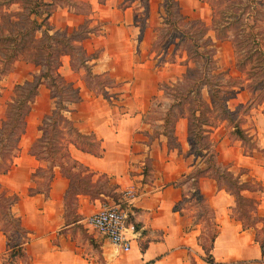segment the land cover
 I'll return each mask as SVG.
<instances>
[{
	"label": "crops",
	"instance_id": "obj_1",
	"mask_svg": "<svg viewBox=\"0 0 264 264\" xmlns=\"http://www.w3.org/2000/svg\"><path fill=\"white\" fill-rule=\"evenodd\" d=\"M90 2L93 10L90 17L106 18L112 23L103 30L106 31L104 35H98L93 41L87 36L81 42L87 53H95L90 60L93 62L92 71L108 76L113 83L105 86L109 95L107 98L101 90L84 81L87 90L93 92L92 99L88 102L81 100L76 106L77 110L67 116L81 131L93 132L100 139L103 149L100 155H96L78 148L72 142L68 143L67 148L70 155L90 171L108 175L118 184L119 189L129 188L131 184L137 186V193L130 197L132 219L129 220L137 228V237L131 240L128 250H123L88 224V233H84L76 225L78 220L66 222L64 197L69 178L63 174L59 165L54 166V176L46 194L42 191L32 194L28 192L30 186L36 185L33 184V172L48 162L29 151L39 133L38 124L42 113L47 111L44 108L33 119L29 120L26 116L19 152L11 157L8 170L0 174L1 187L18 195L11 211L19 217L24 229V234L19 238L22 240L26 236L22 248L23 256L27 259L22 261L20 256L19 264H186L189 250L199 264H218L202 258L205 254L199 243V235L204 224L202 227L200 221H184L181 210L175 207L184 196L186 182L181 181V178L195 166H203L205 163L191 152L193 146L187 140L186 115L177 114L170 122L167 117L169 107L161 116L155 115L157 104H150L161 92L158 83L168 73L163 68L152 70L154 63L150 56L138 60L132 58L133 48L124 50L125 46L130 47V43L124 45V40L131 37L134 39L135 36L127 11L130 6L116 8L113 0H106L105 3L98 0ZM58 9L60 17L64 14V17L57 20L61 24L60 29L72 28L82 22L74 24L70 21L67 16L73 14L67 6L59 5ZM51 18L52 15L48 17L50 23ZM120 19H124L125 23H118ZM83 41L94 43L84 45ZM109 42L114 44L110 45ZM116 45L118 48L115 51L113 47ZM97 47L101 48L98 54L96 50H90ZM106 54L109 59L105 57ZM103 62L106 67L99 69ZM78 69L80 73L83 67ZM169 77L174 76L169 73ZM117 81L123 84L116 85L114 82ZM130 82L133 83L132 87L128 86ZM44 87L49 89L45 83H41L38 91ZM80 87L79 96L85 98ZM122 87L128 91L129 97L125 106L121 110L108 107L110 104L115 106L111 101L118 99ZM175 108L172 112H175ZM259 123L264 130V116ZM166 125L171 127V131L165 129ZM172 137L178 145H170ZM214 138L217 141L219 163H229L231 170L235 166L246 167L264 184V166H260L257 156L243 153L241 144L228 136ZM145 160H148L149 165L146 170L143 168ZM198 187L207 205L213 208L218 223V233L211 250L214 260L224 263L230 258L264 259V253L254 239V228H244L241 221L231 214L235 205L234 195L209 175L199 178ZM245 193L251 194L247 191ZM74 194L76 211L82 215L80 219L94 212L101 204L99 198L92 199L83 192L76 190ZM259 197L257 212L264 214V194ZM9 240V233L0 229V254H8Z\"/></svg>",
	"mask_w": 264,
	"mask_h": 264
},
{
	"label": "trees",
	"instance_id": "obj_2",
	"mask_svg": "<svg viewBox=\"0 0 264 264\" xmlns=\"http://www.w3.org/2000/svg\"><path fill=\"white\" fill-rule=\"evenodd\" d=\"M104 2L105 0H98ZM213 8L211 28L216 30L218 34L223 35L227 29L232 28L236 23L240 22V28L237 27L238 38L233 40L236 50V66L243 70L249 64L247 78L249 81L247 87L251 92V99L246 104L264 103V0L263 5L256 4L257 0H229L227 7L224 6L217 15L216 8L222 4L224 0H207ZM18 2L22 10L14 11L21 19L30 18V26L23 29L18 27V22L8 18L0 19V48L5 50L0 56V74L9 70V67L16 59L17 55L23 50L19 46L20 37L30 35L38 41L36 45L37 52L34 56V63L41 66L39 72L33 75L32 79H26L22 83H16L11 99L7 100L4 114L0 121V172L8 170L11 164V157L19 149V141L21 135L25 131L26 116L31 109V103L34 101L38 93L41 83H45L51 91V96L55 99V106L51 113L46 114L42 123L38 124V129L42 132L32 141L30 145V153L37 157L45 159L49 162L47 166V174H42L45 178L43 183L45 189L38 187H29V193L48 192L50 182L54 176V166L59 165L64 168L66 173L70 174L71 166L74 169L81 167L82 172L92 173L87 166L82 165L77 159L73 158L67 148L69 142H72L78 148L92 152L96 155L102 153V145L99 138L93 132L81 131L63 110L69 102L78 100V86H74L73 82L67 80L58 70L61 64L60 56L62 54L70 55V65L72 68L84 67L88 76H95L97 73L92 72L91 60L95 53H87L81 44L82 39L87 37L90 32L94 31V26H89L86 22H82L72 28L64 27L60 30L50 32V24L48 17L51 13L53 0H0L1 5H10ZM175 0H166L165 10L167 14H171ZM217 4V5H216ZM42 6H48L42 8ZM32 14L34 16H32ZM180 21L190 23L192 28L199 29L198 39L190 29L180 28V37L182 40L181 48L186 50L188 55H196V61L201 60L200 67L191 66L190 70L197 71V75L183 73L184 79H190L191 82L181 94L183 96L173 95V101L168 108V114L172 113V109L182 104V99L186 98L189 92L193 94L194 106L191 108L188 116L187 131L190 140L193 142L192 151L195 156H199L204 161L203 166H195L190 172L185 174V178L190 180L192 185V195L195 197L197 204L201 207L200 214L204 219L205 229L199 235V243L204 250L202 258L207 262L223 264L216 262L212 254L214 239L218 233V223L214 218V210L208 206L199 187L198 180L203 175L213 177L218 184L230 191L235 197V205L232 207L231 214L239 219L244 228L253 227L254 239L259 243L262 253H264V214L257 212L260 203V195L264 194V184L254 174L248 173V168L241 167L238 174L229 168L230 164H221L217 160L218 150L214 147L210 140L204 141L206 134L212 131L214 124L208 121L206 112L214 105L218 107L223 114L222 118L227 119L232 129L231 133L238 139H241L244 150L252 154L254 150L259 148L257 135L253 137L246 127L242 126V117L236 119L235 110L230 109L221 92L223 89L222 71L216 70L215 58L210 47H207L201 35L207 30L206 24L200 19L188 18L182 12L176 10ZM39 17V18H38ZM164 23L174 28L175 20L166 17ZM43 26V27H42ZM177 26V25H176ZM175 26V28H176ZM39 29L41 35L37 36L36 31ZM183 38V39H182ZM185 38H189L185 43ZM191 39V40H190ZM7 42V43H6ZM6 44V45H5ZM193 74V73H192ZM101 83L99 90L107 98L109 97L105 86ZM202 87H207L209 100L201 94ZM233 91V90H232ZM230 96V95H229ZM254 97L256 99H254ZM264 112V107L263 110ZM68 124V131L71 135L64 144L63 149H59L60 141L54 137V131L61 124ZM206 126L208 128H206ZM62 150V151H61ZM84 167V168H82ZM2 168V169H1ZM40 166L34 172L33 176H37V171L42 170ZM246 173L248 177L241 178V174ZM37 183L39 181L36 180ZM245 191L251 194L245 193ZM69 196L67 191L65 198ZM18 199L16 193H9L1 187L0 183V228L5 230L11 227L14 234L18 235V239L10 245L8 259L3 264H14L15 258L24 255L22 243L19 237L24 234L19 221V217L11 211L12 204ZM177 208V204L175 205ZM239 264L244 263H261L264 259H247L238 260Z\"/></svg>",
	"mask_w": 264,
	"mask_h": 264
},
{
	"label": "rangeland",
	"instance_id": "obj_3",
	"mask_svg": "<svg viewBox=\"0 0 264 264\" xmlns=\"http://www.w3.org/2000/svg\"><path fill=\"white\" fill-rule=\"evenodd\" d=\"M1 1H5V0H1ZM22 1L23 0H21V2ZM105 2L106 0L102 3ZM165 2L166 0H113V5H115L116 8L121 9L124 8L126 5L130 6L127 11L129 14V18H131L132 20V22L130 23L132 24L131 30L133 31V34L135 36H133L134 39H132L131 37L128 40L127 39L124 40V42L126 43L124 45H128L130 43V47L125 46L124 50H126V48H133L132 58L136 57L138 60H142L143 57L145 58L147 55L150 56L153 59V63H154L152 70L158 71L161 68H163L166 74L171 73L174 76L173 78L171 77L168 78V74L164 75L167 76L165 77L166 79L162 78V80H160V82L158 83V88H160L161 92L159 91L160 93L156 96V98H154L153 101L150 102V104L153 103L157 104L156 109L158 110H157V114L155 115L162 116V114H164V111L169 107L170 103L173 101L174 94H177L180 97L183 96L181 93L185 91L188 84H190L192 75H197L198 73L195 70H190V67L197 65L196 67L201 68L200 67L201 60H199V62L196 61L195 60L197 58L196 55L193 54L189 56L185 49L182 50L181 48L182 40L180 37V33H181L180 28L181 29L184 28L186 30L190 29L194 33V35H196L197 38L199 37L198 35L199 29L196 27L192 28L190 23H184L180 21L178 15L175 14V11L178 10L182 12V14H185L186 17L191 19L200 18L206 24L207 30L204 34L201 35V37L202 39L204 38L206 39L204 42L206 43L207 47H210L212 49L213 57L215 58L214 62L217 66L216 70L223 72L222 79H223L224 90L221 92V96L227 97L225 99V102L227 103L230 109L235 110L234 116L236 117V119L239 117L243 118L242 126L246 127V130L253 137H255V135L258 134L259 139L257 141L259 148L257 150H254L252 154H254L259 158L258 162L260 166H264V138H263L264 130L262 129L259 123L260 119H263L264 116V112L262 111L264 107V103L253 102L251 104H246L248 100L251 99V92L247 87V83L249 81V78H247L249 64L246 65V68H244L243 70H240L236 66L237 52L235 50L233 40L238 38L237 27L238 29L241 27L240 22L236 23L232 28L227 29V31L224 32L223 35H221L218 34L216 30L211 28L213 8L209 3V1L175 0L173 4L174 6L172 7L174 11L170 15L167 14L165 10ZM228 2L229 0H224L222 4L218 6L219 8H216L217 15H220V10L222 7L224 6L227 7ZM256 4L263 5L261 0H257ZM59 5L67 6L68 10L72 12L73 15H68L67 17H69L70 21L74 22V24H77L82 21V22H86L89 26H94L93 28L94 31L90 32L88 35L90 41L96 39L97 36L100 34L104 35L106 31L103 30L106 28L108 24L112 23V21L106 18L100 19V18H96V16L94 17L89 16V14L93 11L90 0H53L52 6L50 7L42 6V8L48 7L51 9L50 15H52L51 18L52 23H50L49 20V24L51 27L50 32L54 30H60L61 24L57 22V20H60L61 17H64V14H62L61 17L60 14H58ZM20 10H22V8L20 7V4L18 2H13L10 5L2 4L0 7V19L4 21V19L8 18V20H10V23L12 21L18 22L17 24L18 27L22 26L23 29H27L31 23L30 18L24 20L21 19L20 16L14 13V11H20ZM32 16L34 15L32 14ZM168 16L170 17V19L176 21V23L173 25L174 28L168 29L167 27H171V26L169 24L164 23V19ZM124 21H125L124 19H120L117 22L120 23ZM35 33L37 36H40L42 34L39 29H37ZM31 37L32 36L30 35H26L22 37H20L19 35V46L23 48V50L17 55L16 59L9 67V70L6 71L5 73L0 74V121L2 115L4 114L6 102L7 100L11 99L13 95L16 83H22L26 79H32L33 75L39 72V70L41 69V66L35 64L33 59L35 53L37 52L36 45L38 41L35 40V37L33 38ZM188 40L189 38H185V43ZM88 43L89 44L85 42L84 45L85 44L91 45V43L94 42H88ZM107 44L108 42L105 43V45ZM109 44L113 45L114 43L109 42ZM114 47L113 49L116 51V48H118V46L116 45ZM100 49L101 48L97 47L96 49H90V50H96L95 52L96 54H98L99 52H101ZM4 50H5L4 48L3 49L0 48V56L3 55L2 52ZM114 50H111V52H113ZM105 57L109 59V56L107 54L105 55ZM60 58H61V64L58 67L60 73L66 79L72 81L74 86H78L77 95H79V85L81 86L80 87L81 93L85 95V98L82 97L80 98L79 96L78 100L67 103L66 109L63 110L64 114L66 115L71 114L73 111L77 110L76 106L80 104L79 102L81 100L88 102L92 99L91 93L93 92L87 90L84 81H86L88 85L96 87V89L99 88L101 83H106L107 85L113 83L111 78L101 73L96 74L95 76L92 75L88 76L87 73L83 71L84 67L81 71L82 74L81 72L79 73L78 68H72V66L70 65L71 60L69 54L68 55L62 54ZM92 63L93 62L89 60V64ZM105 65L106 63L101 65L99 69L106 67ZM183 73L190 74L191 75L190 79L188 80L184 79ZM114 83L116 85H119L120 83L123 84L122 82H118V81ZM128 86L132 87L133 83L130 82ZM121 89L122 91L118 95V99L115 101L113 99V101H111L114 102L115 106L110 104L108 105V107L110 106L114 109L118 108V110H121V107L125 106V102L129 100V97L127 95L128 91L123 87ZM38 92L39 93H37L36 97L34 98V101L31 103L30 110L32 111V113H30L31 114L30 115L29 114L30 110H29V112L27 113L28 116L27 118H29V120L33 119L36 113L38 114L42 111V109L46 108L47 111H44L42 113V117L40 119V123H42L44 116L46 114L51 113V111L53 110L55 106V99L54 97L51 96V91L49 89L46 90L45 87L43 90ZM201 94L204 98L209 100L207 87H202ZM254 99L256 98L254 97ZM193 106H194L193 94L192 92H189L188 96L182 99V104L180 106H176L175 112L173 110V112L167 116L169 121L170 122L173 121L177 117V114H184L186 115V120L188 123V116L190 115L191 108ZM206 116L208 118V121L210 120L211 124H214L215 126H213L212 131L210 133L206 134L207 136L204 141L210 140L213 143L214 147L216 148L217 141L215 140L214 137L228 136L231 140H235L236 142L241 144L243 153L247 155H252V154H248L249 152L244 150V146L242 145L241 139H238L234 134L231 133L232 127L230 123H228L227 119L222 118L223 114L221 113L218 107L213 105L211 109L206 112ZM61 125L62 126H58L57 130L54 131L55 139L61 142V144L59 145V149H63L65 147L64 144L67 143V139L71 135V133L68 131V124L64 123ZM166 127L167 128L165 129L171 131V127H169L168 125H166ZM206 128L208 127L206 126ZM41 133L42 132L39 130L38 135ZM187 140H188V144L189 145L191 144L193 146V142L189 138L188 131H187ZM173 144L178 145V142H176L172 137V139H170V145ZM18 152L19 150L15 152V155L18 154ZM145 161L146 162L143 165L144 170H146V168H148L149 166L148 160ZM48 164L49 162L46 163V166L42 167L43 168L42 170L37 171L36 177H33L34 180L33 184H36V185H32L33 187H38L41 188L42 190L45 189L43 183L40 182L44 181L46 177L44 178H40V177L42 174H47ZM66 166L70 169V174L66 173L65 172L66 170L64 168L63 169L61 168L63 174H65L69 178V185L66 190V193L69 190V196L67 199L64 197V207H65L64 216L66 218V222L78 220L76 222V225H79L82 232L88 233L89 227L87 226V222H86L87 216H85L83 219H80L82 215L78 214L76 211V204L74 199L75 198L74 193L76 192V190L88 194L92 199L99 198L101 200V203L118 205L128 213V220L132 219V207L130 206L131 204L130 197H132L133 194L137 193V189H136L137 186L135 184H131L128 186L131 189L130 191H127V188L119 189L118 184L112 181V179L105 173H100V174H96L94 172L87 173V172H82L81 167H76L72 169L70 168L71 166L69 165ZM240 170L241 167L239 166L238 167L235 166L233 168L235 174H238ZM1 173L2 172H0V174ZM248 173H251L250 169L248 170ZM247 177L248 174L246 173L241 174L242 179H245ZM36 180L39 181V183H36ZM181 181L186 182L184 187L185 191H184V196L177 204V207L181 210L184 217V221L186 222L190 220L200 221L203 227L204 224V221L202 219L203 217L199 215L200 208L196 202L195 197L192 195V185L190 184V180H187L185 177H182ZM12 230L13 229L9 226L6 227L5 230H3L5 232H8L10 235L8 247L15 241V239H18V235L14 234ZM9 250L10 247L8 248V254L6 255L0 254L1 264H3L8 259ZM20 259L22 261L27 260L25 256L20 257ZM15 260L16 261L14 264H19V257H16ZM238 260H240V258H230L228 260H225L223 264H239L237 262ZM186 264H199L190 250L188 251ZM247 264H255V263H247Z\"/></svg>",
	"mask_w": 264,
	"mask_h": 264
},
{
	"label": "built area",
	"instance_id": "obj_4",
	"mask_svg": "<svg viewBox=\"0 0 264 264\" xmlns=\"http://www.w3.org/2000/svg\"><path fill=\"white\" fill-rule=\"evenodd\" d=\"M130 190L127 188V191ZM86 222L123 250H128L131 240L137 237L135 224L128 220V213L116 204L101 203L98 209L87 215Z\"/></svg>",
	"mask_w": 264,
	"mask_h": 264
}]
</instances>
